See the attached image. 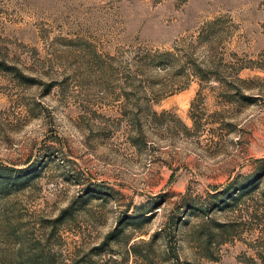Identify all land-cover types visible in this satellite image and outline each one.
<instances>
[{
    "label": "rangeland",
    "instance_id": "obj_1",
    "mask_svg": "<svg viewBox=\"0 0 264 264\" xmlns=\"http://www.w3.org/2000/svg\"><path fill=\"white\" fill-rule=\"evenodd\" d=\"M0 264H264V0H0Z\"/></svg>",
    "mask_w": 264,
    "mask_h": 264
}]
</instances>
